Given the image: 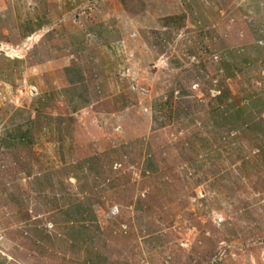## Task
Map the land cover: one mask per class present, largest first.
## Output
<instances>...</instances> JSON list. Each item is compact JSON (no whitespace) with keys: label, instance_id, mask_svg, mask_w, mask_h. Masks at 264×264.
Here are the masks:
<instances>
[{"label":"rangeland","instance_id":"1","mask_svg":"<svg viewBox=\"0 0 264 264\" xmlns=\"http://www.w3.org/2000/svg\"><path fill=\"white\" fill-rule=\"evenodd\" d=\"M0 264H264V0H0Z\"/></svg>","mask_w":264,"mask_h":264},{"label":"trees","instance_id":"2","mask_svg":"<svg viewBox=\"0 0 264 264\" xmlns=\"http://www.w3.org/2000/svg\"><path fill=\"white\" fill-rule=\"evenodd\" d=\"M67 70H69V69L66 68V72H67ZM70 75H71V74H70ZM66 77H67V81H68V83H69L70 86L76 84V81H77V82H80L79 80L81 79V77H79V76H77V79H78V80H77V79H73V77H72V76H69V75H66ZM82 86L85 87V85H82ZM76 88H77V87H76ZM87 101H89V99L86 98V102H87ZM79 206H80V205H74L72 208H74L73 210L76 211V210L79 208ZM84 227H85V226H84ZM67 229L70 230V231H73L74 233H75V232H77V233H80V232H81V230H78V228H74V227L72 228V227L67 226ZM73 232H72V233H73ZM212 251H213V250H212ZM212 251H211V254L214 253V252H212Z\"/></svg>","mask_w":264,"mask_h":264}]
</instances>
